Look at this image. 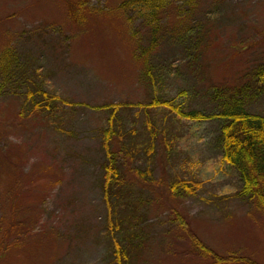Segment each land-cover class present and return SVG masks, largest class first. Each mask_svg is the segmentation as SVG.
<instances>
[{"label":"rangeland","instance_id":"rangeland-1","mask_svg":"<svg viewBox=\"0 0 264 264\" xmlns=\"http://www.w3.org/2000/svg\"><path fill=\"white\" fill-rule=\"evenodd\" d=\"M121 1L0 0V52L11 49L27 78L0 96V264H114L112 240L127 250V264H209L188 233L219 255L264 264V215L230 197L240 182L220 159V119L190 121L164 106L117 111L111 149L128 194L116 207L123 231L110 238L98 188L106 114L57 105L43 116L24 100L36 87L88 105L156 95L212 113L247 85L245 109L264 115V85L253 77L264 64V0H171L148 55L154 79L134 57L149 29ZM212 88L226 91L214 100ZM174 178L200 186L175 196Z\"/></svg>","mask_w":264,"mask_h":264},{"label":"trees","instance_id":"trees-1","mask_svg":"<svg viewBox=\"0 0 264 264\" xmlns=\"http://www.w3.org/2000/svg\"><path fill=\"white\" fill-rule=\"evenodd\" d=\"M170 1L123 0L118 4L121 11L125 13L127 11H133L138 17L142 18L149 29L150 36L147 46L134 56L137 60L141 61L143 74L148 79H154V76L152 78L147 60L148 55L155 49L154 47L157 44V19ZM68 8L71 10L70 6ZM18 60L17 56L9 48L0 52V96L6 93L8 84L15 81L18 84H24L27 81L25 76L26 71ZM253 77L255 85L257 83L264 85V64L258 66L256 72L253 73ZM157 79L159 80V77ZM246 86L244 88L241 87L242 89L237 88V91L234 93L227 94L226 100L218 101L217 106H215L216 111L212 113H204L198 110H182L181 106L174 104L171 98L162 99L156 95L146 103L105 102L88 105L61 99L57 95L50 94L44 89L36 87L34 91L27 89L24 92V100L29 104L28 107L30 110L41 113L43 116L49 115V117H52L57 110V105H80L106 114V126L100 130L99 135V147L103 153L104 161L100 164L102 173L98 188L101 193L103 205L107 211V232L109 237L113 238L115 231L122 230V217L118 214L116 207L119 205V199L126 197L125 194H128L126 189L120 188V185L123 184L119 178L121 166L117 162L116 152L111 149L113 136L119 135L116 130L118 127L115 128L114 124L116 122L117 111L120 108H153L164 106L172 110L179 118L190 121L201 122L204 120L220 119L221 122L216 138L220 159L237 174L240 182V186L230 197L252 203L264 215V115L250 113L245 109L242 90H247L248 88ZM212 89L211 96L214 100L222 98L221 95L226 91L216 88ZM183 93V91H180L177 95ZM36 96L39 97L38 100H36ZM151 145L150 142L149 150ZM131 153L134 154V149L127 147L124 154L129 156L130 159H133L130 157ZM143 173L146 176L149 175L148 170H144ZM199 186L200 182L198 181L174 178L169 184V190L175 196H191ZM128 210L130 213L128 212L126 215L135 214V208H128ZM110 215L113 217L112 223H110ZM177 217L179 218L178 214ZM128 236H132L130 232H128ZM1 238H5V236H1ZM188 238L194 249L201 256L209 260V264H257L252 259L242 256L219 255L191 233H188ZM4 245V239H1L0 257L3 255ZM111 246V261L114 264H127L129 259L127 250L119 243L113 242V240L111 241Z\"/></svg>","mask_w":264,"mask_h":264}]
</instances>
